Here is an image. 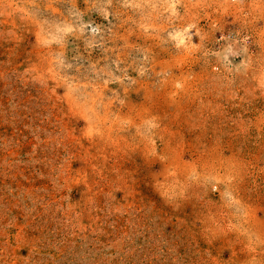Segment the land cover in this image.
I'll list each match as a JSON object with an SVG mask.
<instances>
[{
    "label": "rangeland",
    "instance_id": "374dc122",
    "mask_svg": "<svg viewBox=\"0 0 264 264\" xmlns=\"http://www.w3.org/2000/svg\"><path fill=\"white\" fill-rule=\"evenodd\" d=\"M0 264H264V0H0Z\"/></svg>",
    "mask_w": 264,
    "mask_h": 264
}]
</instances>
